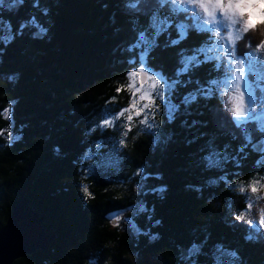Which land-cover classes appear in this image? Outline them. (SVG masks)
Listing matches in <instances>:
<instances>
[{
    "label": "trees",
    "instance_id": "1",
    "mask_svg": "<svg viewBox=\"0 0 264 264\" xmlns=\"http://www.w3.org/2000/svg\"><path fill=\"white\" fill-rule=\"evenodd\" d=\"M22 1L14 11L0 6V36L13 37L0 40V230L26 198L54 240L13 264H188L184 251L195 247L194 264H264V228L239 219L248 199L235 188L264 177L257 148L264 121L255 119L262 98L236 127L213 87L226 76L219 66L227 58L189 62L213 34L158 0L139 7L131 0ZM157 19L169 27L147 62L177 81L178 107L161 133L131 131L120 140L99 123L130 105L137 43L142 32L152 39ZM253 19L254 39L264 40V25ZM243 43L233 46L238 57ZM11 121L14 136L7 135ZM97 144L114 157L89 172L86 156ZM141 202L149 211L135 217L141 234L114 227L110 215Z\"/></svg>",
    "mask_w": 264,
    "mask_h": 264
},
{
    "label": "rangeland",
    "instance_id": "2",
    "mask_svg": "<svg viewBox=\"0 0 264 264\" xmlns=\"http://www.w3.org/2000/svg\"><path fill=\"white\" fill-rule=\"evenodd\" d=\"M172 4L175 7L176 11L181 12V9H195V11L199 12V14L205 21L219 22L222 16L223 19L229 24L231 37L220 41V46H218L217 40H219V37H215L214 33H212V41L201 48L197 54L195 53L194 56L192 55L198 61L221 59L225 57L223 56V52L226 50L231 51V48H229L228 45H231L233 47L236 42H238L236 37L243 34L242 31H239L237 29V26H239L240 28L243 27V21L241 18H239L240 11L238 9H235L234 7H229L228 0H223L222 4L216 3V0H204L203 3L199 2L198 0V2L195 4H193L191 0H173ZM20 5L24 6V2L22 0H19L18 3L14 2V0H3V3H0V6H4L7 9L9 8V11L16 10ZM256 11L258 13V8L256 9ZM255 16H257L256 19H259L258 14ZM35 26L29 28V30L33 31V33L35 32V30H40L38 25V28H35ZM177 26L179 27V24ZM187 27L188 26L184 25V23L182 24L183 29L186 30ZM41 30H43V28ZM179 30L182 31L181 28H179ZM36 32L34 34L39 35V33ZM221 35L227 36V34L223 32V30H221ZM181 36L183 39H185L184 37L186 35L184 36L181 33ZM148 41H151V38ZM137 46L140 51V56L138 57L139 63L137 64V67H135L130 72H135L136 75L132 76L129 73V81L127 84L128 91L132 95V101L130 105L121 110V112H118L115 115H109L108 117L105 116L99 123V126H101L103 129L110 128L117 130L120 135V140L125 139L131 131H137L138 133L143 131H146L148 133H161V130L164 126L163 119L167 117H173L178 107L177 102L175 103L172 100V98H174V93L177 90V81L167 78L162 73V71L159 70L158 67L151 68V63L147 62L149 56L152 55L156 50L154 44H149L148 46H146V44L142 42L141 39H139ZM263 51L264 48L259 49L258 54L263 53ZM192 58L189 60L190 63L195 62ZM239 58L240 57L237 56L235 59L238 60ZM133 63L136 64V62ZM141 66L144 67V72L139 71V68ZM259 70L262 74H264V63L260 64ZM144 78L145 80H143ZM233 79H235V72L233 74ZM226 80L227 77L225 76L219 84H215L213 85V87L218 90L220 97L222 98L228 109L233 108L234 113V106L241 103L240 91H243V89L247 87V84L243 83V81H239L236 84L229 83L226 85ZM261 82H264V80H261ZM238 88L239 91L237 90ZM160 93H163V98H161ZM243 107L246 112L251 110L247 94H245V97L243 99ZM260 108L261 116L256 119L258 120L261 118L264 121V98H262ZM121 113H123V115H120ZM128 117H131V119H128ZM251 118H246V121ZM106 119L112 121V123L110 125H105L104 120ZM7 132V135H15L12 121L8 126ZM106 148L107 147L102 146V144H97L88 152L86 161L89 162V167L87 168L89 172H92V170L96 167H100L98 165L101 161L105 162L106 160H108V158L111 160L112 156L114 157L113 152L109 153ZM257 148L260 151H264V141L258 144ZM112 161L118 163V161L116 160ZM262 162L264 163V157L262 159ZM253 184H255L256 188L258 189L256 192H253L251 190V185ZM141 186L144 187L145 185L143 184ZM235 188L238 190V192L247 196L248 205H251V207H248V209L242 213V216L246 218L247 223L250 226L258 229L264 228V224L261 223V221L264 220V177L254 180L247 185H236ZM143 212L146 213L149 211L146 208L145 203L141 202L137 205L135 210L114 213L109 216V220L113 221L112 224L114 225V227H119L123 231L129 234H134V236L137 237V235L142 233V230L135 223V217L140 216ZM249 221H251V223H249ZM198 252L199 250L197 247L191 250L184 251L185 261H187L188 264H194L193 258ZM134 255H136V253H134Z\"/></svg>",
    "mask_w": 264,
    "mask_h": 264
},
{
    "label": "snow or ice",
    "instance_id": "3",
    "mask_svg": "<svg viewBox=\"0 0 264 264\" xmlns=\"http://www.w3.org/2000/svg\"><path fill=\"white\" fill-rule=\"evenodd\" d=\"M14 2H19V0H14ZM173 0H158V3L167 6L169 3H172ZM193 4L197 3L198 0H191ZM199 2L203 3L204 0H199ZM0 3H3V0H0ZM133 7H139L140 4L143 3V0H131ZM216 3L222 4L223 0H216ZM229 7H234L235 9H238L243 16L245 13H247V18L243 20V27L240 28L237 26V29L239 31H242L244 33L243 36H237L236 39L238 41H243V47L247 49L245 52L239 53V59H235L238 55V48L232 47L231 45H228L229 48H231V51H224L223 56L227 57L228 59L224 61L219 67L221 70L225 73L227 80L226 85L236 84L239 81H243V83L247 84V87L243 89V91H240V100L241 103L236 104L234 106V114L231 115V119L235 122V126L238 128H241L245 122L246 118H251V116L254 114L255 107L259 100L261 98H264V84L260 83L261 80H264V74H262L259 70V66L261 63H264V53L258 54V50L264 48V40H256L254 39V33L255 30L258 27V24L254 22L253 17L255 15H259V25H264V0H228ZM258 8V13L256 9ZM194 12L195 14L191 16V28H195L199 26L201 29H204L207 32L214 33L215 37H219V40H217V45L220 46V41L225 40L227 38L231 37V32L229 31V24L223 19L221 16L219 22L214 21H205L203 17L199 14V12H196L195 9L190 10ZM153 37L151 41H148V38L146 36V33L142 32L140 34V39L142 42L148 46L149 44H154L158 40V33L163 34L164 31L167 30L169 27L168 24L160 21L157 19L154 21L153 25ZM221 30H223L224 33L227 34V36L221 35ZM43 31V30H42ZM253 33V35H249V33ZM13 37H3L0 36V40H4L6 43H10ZM179 38V34H178ZM186 38V37H184ZM173 44L177 43V41H173ZM235 43V42H233ZM199 47V46H197ZM195 62H199L196 60L195 57L192 58ZM225 65H227L225 67ZM246 66V71H245ZM140 72H144L145 69L143 66L139 68ZM235 72V79H233V74ZM130 75L135 76L136 73H130ZM255 79H252V78ZM213 83H216L215 81ZM239 91V88L237 89ZM208 93H211V89L207 90ZM257 91L261 93V96H257ZM245 94H247L248 102L250 104V111L246 112L243 107V99L245 97ZM161 98H163V93H160ZM143 99V97H142ZM190 100H195V96L189 97ZM229 113H233V108L228 109ZM120 115H123L121 113ZM171 115V113H170ZM128 119H131V117H128ZM112 121L104 120L105 125H110ZM217 161L215 158L211 160V163H216ZM243 190V189H241ZM251 190L253 192H256L258 189L256 188L255 184L251 185ZM248 207H251V205H248ZM243 216H240L239 219H243ZM251 223V221H249ZM262 224H264V220L261 221Z\"/></svg>",
    "mask_w": 264,
    "mask_h": 264
},
{
    "label": "water",
    "instance_id": "4",
    "mask_svg": "<svg viewBox=\"0 0 264 264\" xmlns=\"http://www.w3.org/2000/svg\"><path fill=\"white\" fill-rule=\"evenodd\" d=\"M44 222L45 216L28 199H18L6 225L0 230V264H13L38 249H48L54 237L47 234Z\"/></svg>",
    "mask_w": 264,
    "mask_h": 264
},
{
    "label": "flooded vegetation",
    "instance_id": "5",
    "mask_svg": "<svg viewBox=\"0 0 264 264\" xmlns=\"http://www.w3.org/2000/svg\"><path fill=\"white\" fill-rule=\"evenodd\" d=\"M191 9H189V10H187V11H183V10H181V15H185V14H191V16L192 15H194L195 13L194 12H192V11H190ZM255 17V16H254ZM239 18H241L242 19V21L243 20H245L246 18H247V13H245L243 16L241 15V13H240V17ZM25 25H27L29 28L30 27H32V25H34L33 23H31V22H27V23H23V26H25ZM197 30H199V31H201V32H206L204 29H200V27L199 26H197V27H195Z\"/></svg>",
    "mask_w": 264,
    "mask_h": 264
},
{
    "label": "bare ground",
    "instance_id": "6",
    "mask_svg": "<svg viewBox=\"0 0 264 264\" xmlns=\"http://www.w3.org/2000/svg\"><path fill=\"white\" fill-rule=\"evenodd\" d=\"M263 53H264V51H263ZM45 216V215H44ZM46 218V217H45Z\"/></svg>",
    "mask_w": 264,
    "mask_h": 264
}]
</instances>
